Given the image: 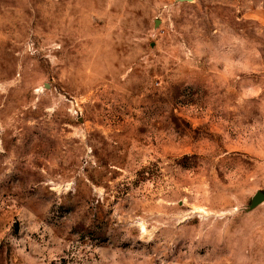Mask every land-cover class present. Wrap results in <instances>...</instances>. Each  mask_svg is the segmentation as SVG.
<instances>
[{
    "label": "rangeland",
    "instance_id": "rangeland-1",
    "mask_svg": "<svg viewBox=\"0 0 264 264\" xmlns=\"http://www.w3.org/2000/svg\"><path fill=\"white\" fill-rule=\"evenodd\" d=\"M264 0H0V264H264Z\"/></svg>",
    "mask_w": 264,
    "mask_h": 264
},
{
    "label": "water",
    "instance_id": "water-1",
    "mask_svg": "<svg viewBox=\"0 0 264 264\" xmlns=\"http://www.w3.org/2000/svg\"><path fill=\"white\" fill-rule=\"evenodd\" d=\"M263 202H264V192H260V191L256 192L251 199L249 210L258 207Z\"/></svg>",
    "mask_w": 264,
    "mask_h": 264
},
{
    "label": "crops",
    "instance_id": "crops-1",
    "mask_svg": "<svg viewBox=\"0 0 264 264\" xmlns=\"http://www.w3.org/2000/svg\"><path fill=\"white\" fill-rule=\"evenodd\" d=\"M259 20H260L261 22L264 23V7H263L262 11L260 12ZM263 203H264V202H263ZM259 206H260V205H259Z\"/></svg>",
    "mask_w": 264,
    "mask_h": 264
}]
</instances>
